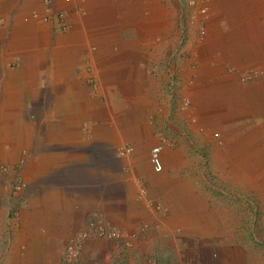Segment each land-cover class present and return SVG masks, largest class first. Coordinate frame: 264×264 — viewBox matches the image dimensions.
Returning a JSON list of instances; mask_svg holds the SVG:
<instances>
[{"label":"crops","instance_id":"crops-1","mask_svg":"<svg viewBox=\"0 0 264 264\" xmlns=\"http://www.w3.org/2000/svg\"><path fill=\"white\" fill-rule=\"evenodd\" d=\"M50 2L0 0V264H64L95 210L140 238L88 230L81 264H264L224 236L264 181V0Z\"/></svg>","mask_w":264,"mask_h":264},{"label":"built area","instance_id":"built-area-1","mask_svg":"<svg viewBox=\"0 0 264 264\" xmlns=\"http://www.w3.org/2000/svg\"><path fill=\"white\" fill-rule=\"evenodd\" d=\"M51 0H43L45 3H49V6L47 7L46 11L47 14H52L55 11L50 7ZM189 4L193 5L194 0H189ZM201 12H204L205 9L201 8ZM57 20L60 21L61 24H63V14L56 12L55 13ZM36 14L31 12L30 14L26 15V18H32L35 17ZM45 19V18H44ZM64 26V25H63ZM200 34H204V29L201 28ZM160 143L155 144L151 147L149 151V162L151 164V167L154 172H160L162 170V160H161V150L163 148V144H167V141L165 138H160ZM133 151V146L130 143H126L122 145L118 149V153L120 155H129ZM5 169V167H2ZM26 187L25 181H23L20 178H16L13 181L12 189L15 192L21 191ZM149 207H152L154 211H157V213L161 210L160 205L148 201ZM157 224H149V223H142L140 230L141 232H147L150 229H156ZM86 229L87 230H81L80 232L76 233L75 235L69 237L64 241L63 248L61 251V260L64 264H81V255L82 250L85 246L86 240L88 239V230L92 231L96 236L100 238H105L107 240L112 241H118L125 247H133L135 244V241L140 238V233L138 232H131L126 234L122 231V229L112 223L109 219L105 217L101 212L98 210L92 211L87 222H86ZM157 258L153 256H149L147 259L148 264H157Z\"/></svg>","mask_w":264,"mask_h":264},{"label":"rangeland","instance_id":"rangeland-1","mask_svg":"<svg viewBox=\"0 0 264 264\" xmlns=\"http://www.w3.org/2000/svg\"><path fill=\"white\" fill-rule=\"evenodd\" d=\"M149 157V154H148ZM232 165H229V168H231ZM253 165H249V170H255V167H252ZM252 175V174H250ZM204 184L207 186L208 182L211 185L215 184L214 179H207L203 180ZM264 181H261L262 184ZM245 186H244V199H243V206L244 209L242 212L240 211H234L228 213V221H227V229L224 233V236H243L244 242L248 243L251 248L261 249L264 248V212H261L260 210L264 211V196H262L260 193L262 192V187L260 188L261 184L254 183L253 181L244 180ZM231 184V182H228V186ZM258 187V189H257ZM229 188H233V185L229 186ZM234 189V188H233ZM230 194V189H228ZM230 198H234V195H230ZM260 209V210H259ZM126 248V247H124ZM132 248V247H130ZM246 258V257H245ZM160 263V260L158 258L157 264Z\"/></svg>","mask_w":264,"mask_h":264}]
</instances>
